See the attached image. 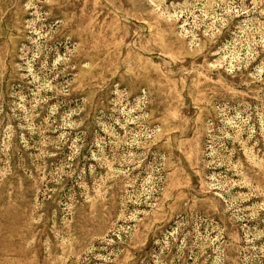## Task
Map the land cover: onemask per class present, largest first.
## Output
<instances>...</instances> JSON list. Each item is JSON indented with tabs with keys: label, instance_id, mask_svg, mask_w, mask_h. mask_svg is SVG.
Returning <instances> with one entry per match:
<instances>
[{
	"label": "rangeland",
	"instance_id": "rangeland-1",
	"mask_svg": "<svg viewBox=\"0 0 264 264\" xmlns=\"http://www.w3.org/2000/svg\"><path fill=\"white\" fill-rule=\"evenodd\" d=\"M0 264H264V0H0Z\"/></svg>",
	"mask_w": 264,
	"mask_h": 264
}]
</instances>
